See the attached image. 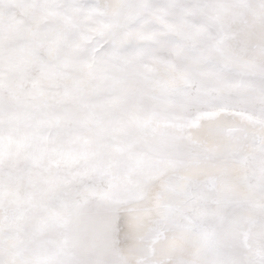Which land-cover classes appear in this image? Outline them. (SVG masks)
<instances>
[{
    "label": "snow or ice",
    "instance_id": "obj_1",
    "mask_svg": "<svg viewBox=\"0 0 264 264\" xmlns=\"http://www.w3.org/2000/svg\"><path fill=\"white\" fill-rule=\"evenodd\" d=\"M7 3L0 264H264V0ZM159 36L184 63L171 80L154 65H176L142 46ZM238 104L255 111L251 139L200 125ZM17 175L31 190L12 199Z\"/></svg>",
    "mask_w": 264,
    "mask_h": 264
},
{
    "label": "rangeland",
    "instance_id": "obj_2",
    "mask_svg": "<svg viewBox=\"0 0 264 264\" xmlns=\"http://www.w3.org/2000/svg\"><path fill=\"white\" fill-rule=\"evenodd\" d=\"M101 6L113 4L116 0H99ZM14 9H12L9 4L6 2L3 5H0V12L3 13L5 19L9 15L12 14ZM172 17H169L171 20ZM185 19L189 22V24L195 22L200 23L201 18L199 16H192L188 15ZM244 19L251 22V14H246ZM77 22H79V18H77ZM228 22L231 25L232 30L237 33V41H234L233 44L236 47H239V42L244 38V33L242 31V25L239 22H233L231 16L228 18ZM149 31H156L157 33L165 31V27L158 21H153L152 25L149 28ZM13 38V45L15 47H22L27 49L31 44V38L27 32L21 28L19 31L12 32ZM167 37L159 36L156 42L153 41H143L142 46H147L152 50L151 54L164 58L165 61L170 62L171 64L176 65V69H172L169 64H155L154 67L156 68V76L159 79L164 80H171L177 74V71L182 70L184 68V63L181 59L173 53L171 50V46L166 43ZM248 60H253L254 57L251 53H248L247 57ZM151 63V61H147ZM241 79L245 83L255 82L257 79L251 75H244ZM241 92L243 91L240 90ZM235 96V94H233ZM256 119L255 111L251 106H246L243 104H238L233 108H230L225 111H221L219 115L215 117H209L206 115H201L200 118V125H207L212 124L217 128H227L232 129L234 136L238 138L237 142H243V137L245 134L251 139L253 135L256 134V128L253 127L254 121ZM198 125V127L200 126ZM203 131L209 141L211 142H219L221 137L218 135H213L210 133L208 128H202ZM233 190H239L237 185H233ZM31 190V185L28 182V178L25 176L17 175L16 179L11 185L10 192L12 194V199H15L17 196H23L24 193ZM125 251L129 249H133L136 247L135 240H128L125 245L122 246ZM158 252H166L168 251L167 242H162L161 245L157 247Z\"/></svg>",
    "mask_w": 264,
    "mask_h": 264
}]
</instances>
